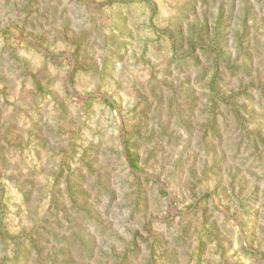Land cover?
Instances as JSON below:
<instances>
[{
    "label": "rangeland",
    "instance_id": "374dc122",
    "mask_svg": "<svg viewBox=\"0 0 264 264\" xmlns=\"http://www.w3.org/2000/svg\"><path fill=\"white\" fill-rule=\"evenodd\" d=\"M0 264H264V0H0Z\"/></svg>",
    "mask_w": 264,
    "mask_h": 264
}]
</instances>
